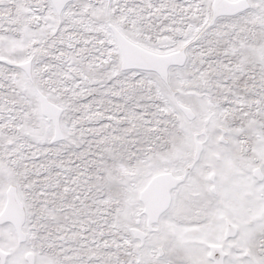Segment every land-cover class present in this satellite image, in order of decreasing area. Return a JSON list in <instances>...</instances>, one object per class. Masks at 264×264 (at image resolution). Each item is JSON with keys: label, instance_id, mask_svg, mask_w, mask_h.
Masks as SVG:
<instances>
[{"label": "snow or ice", "instance_id": "6c2138e0", "mask_svg": "<svg viewBox=\"0 0 264 264\" xmlns=\"http://www.w3.org/2000/svg\"><path fill=\"white\" fill-rule=\"evenodd\" d=\"M0 264H264V0H0Z\"/></svg>", "mask_w": 264, "mask_h": 264}]
</instances>
